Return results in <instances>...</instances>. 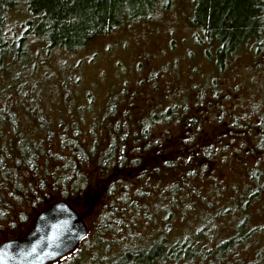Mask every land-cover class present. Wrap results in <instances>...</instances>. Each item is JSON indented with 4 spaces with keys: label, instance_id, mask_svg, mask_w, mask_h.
<instances>
[{
    "label": "trees",
    "instance_id": "trees-1",
    "mask_svg": "<svg viewBox=\"0 0 264 264\" xmlns=\"http://www.w3.org/2000/svg\"><path fill=\"white\" fill-rule=\"evenodd\" d=\"M176 1L23 0L16 31L0 0V242L65 200L89 229L54 264H264V0H189L183 46L73 63Z\"/></svg>",
    "mask_w": 264,
    "mask_h": 264
},
{
    "label": "rangeland",
    "instance_id": "rangeland-1",
    "mask_svg": "<svg viewBox=\"0 0 264 264\" xmlns=\"http://www.w3.org/2000/svg\"><path fill=\"white\" fill-rule=\"evenodd\" d=\"M17 1V7L12 12L9 21V27L16 31H18L19 23L26 17L23 0ZM189 13V0L179 1L167 12H162L153 19L155 20L153 23L155 30L152 29V25L148 27L141 24L121 27L103 38L94 40L86 48L74 54L73 63L80 65L83 74L89 79L94 78L99 72H109L108 66H115L117 60H121V64L128 63L129 66L134 64L135 59L133 58L131 61L132 57L140 52L145 43L151 49H161L166 48L168 40L173 38L180 42V46H183V40H190ZM34 49L38 51L40 48L37 45ZM62 55L64 54L55 56L53 60L56 61L57 57ZM76 210L84 216L88 225L87 214L77 207ZM32 225L33 222L27 231ZM54 263L56 261L48 264Z\"/></svg>",
    "mask_w": 264,
    "mask_h": 264
},
{
    "label": "water",
    "instance_id": "water-1",
    "mask_svg": "<svg viewBox=\"0 0 264 264\" xmlns=\"http://www.w3.org/2000/svg\"><path fill=\"white\" fill-rule=\"evenodd\" d=\"M84 216L58 200L40 210L21 237L0 242V264H48L72 252L88 233Z\"/></svg>",
    "mask_w": 264,
    "mask_h": 264
}]
</instances>
